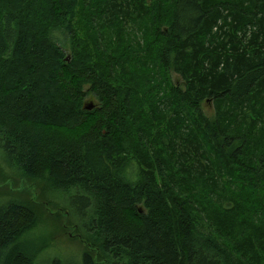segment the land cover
Masks as SVG:
<instances>
[{
	"label": "trees",
	"instance_id": "trees-1",
	"mask_svg": "<svg viewBox=\"0 0 264 264\" xmlns=\"http://www.w3.org/2000/svg\"><path fill=\"white\" fill-rule=\"evenodd\" d=\"M0 148V264H264V0H0Z\"/></svg>",
	"mask_w": 264,
	"mask_h": 264
},
{
	"label": "rangeland",
	"instance_id": "rangeland-1",
	"mask_svg": "<svg viewBox=\"0 0 264 264\" xmlns=\"http://www.w3.org/2000/svg\"><path fill=\"white\" fill-rule=\"evenodd\" d=\"M79 23H81L80 20L74 19V25ZM45 26L47 27V23ZM113 67L114 65H112ZM173 78L177 79L176 76H173ZM94 102L95 100L92 97L86 99V103L88 104H93ZM202 108L206 114H213L211 106L203 105ZM11 173L12 171L7 166L3 151L0 148V178L8 176ZM21 191L27 193L28 198L33 199L35 204L43 205V202L38 198V189H32L24 182H16L15 180L12 182L0 181V204L6 203L7 199L10 201V199L16 198ZM54 197L47 194L48 200L54 201L57 207L64 204L60 197L56 199ZM51 212L54 211L50 209ZM49 220L43 218L35 223L34 227L22 237L19 246L15 244L14 248L27 254L32 259L33 264H83L81 259L82 246L77 240L69 236V229L62 227L63 221H61V218H58L56 221ZM69 225H71V221ZM69 228L71 229V227ZM13 245L9 248L10 251Z\"/></svg>",
	"mask_w": 264,
	"mask_h": 264
},
{
	"label": "water",
	"instance_id": "water-1",
	"mask_svg": "<svg viewBox=\"0 0 264 264\" xmlns=\"http://www.w3.org/2000/svg\"><path fill=\"white\" fill-rule=\"evenodd\" d=\"M87 109H90V108H87Z\"/></svg>",
	"mask_w": 264,
	"mask_h": 264
}]
</instances>
